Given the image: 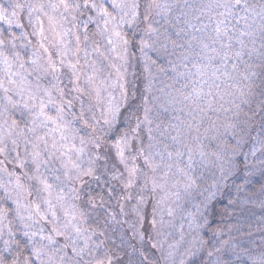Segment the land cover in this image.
<instances>
[{
  "label": "rangeland",
  "instance_id": "rangeland-1",
  "mask_svg": "<svg viewBox=\"0 0 264 264\" xmlns=\"http://www.w3.org/2000/svg\"><path fill=\"white\" fill-rule=\"evenodd\" d=\"M136 11V0H9L5 7L2 19L18 37L0 52V264H119L131 250L116 208L137 243L149 215L161 264H188L198 254L206 198L192 179L195 151L180 155L181 146L159 144L149 120L146 135L125 133L113 147L118 186H111L121 205L81 188L89 175H109L97 137L130 98L123 82L133 80L134 61L122 28L134 30ZM168 86L157 97L163 109L177 99ZM217 155L207 154L204 168Z\"/></svg>",
  "mask_w": 264,
  "mask_h": 264
},
{
  "label": "trees",
  "instance_id": "trees-1",
  "mask_svg": "<svg viewBox=\"0 0 264 264\" xmlns=\"http://www.w3.org/2000/svg\"><path fill=\"white\" fill-rule=\"evenodd\" d=\"M8 2L0 0V52L18 37L2 19ZM165 3L166 13L157 16ZM88 7H81L77 20ZM136 7L134 30L122 28L134 61L133 80L123 82L130 98L97 137L109 175L87 176L83 194L121 205L120 190L111 186H118L113 147L125 133L146 135L149 120L159 144L181 146L180 155L195 151L192 179L206 202L200 249L188 264H264V0H136ZM162 85L177 98L165 109L156 104ZM209 153L218 154V162L204 168ZM113 212L131 250L119 264H161L157 240L148 236L149 215L137 243L118 208Z\"/></svg>",
  "mask_w": 264,
  "mask_h": 264
}]
</instances>
